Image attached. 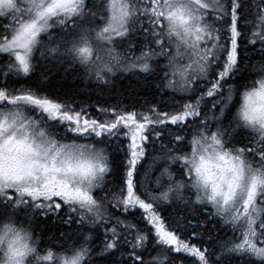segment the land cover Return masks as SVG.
Listing matches in <instances>:
<instances>
[{
  "label": "snow or ice",
  "instance_id": "6c2138e0",
  "mask_svg": "<svg viewBox=\"0 0 264 264\" xmlns=\"http://www.w3.org/2000/svg\"><path fill=\"white\" fill-rule=\"evenodd\" d=\"M0 264H264V0H0Z\"/></svg>",
  "mask_w": 264,
  "mask_h": 264
},
{
  "label": "trees",
  "instance_id": "16d2710c",
  "mask_svg": "<svg viewBox=\"0 0 264 264\" xmlns=\"http://www.w3.org/2000/svg\"><path fill=\"white\" fill-rule=\"evenodd\" d=\"M50 90L67 93L75 97L81 105H108L114 104L120 100L123 104L139 107L145 99H151L153 91L144 87L140 82L131 76L117 78L114 87L111 90L97 89L95 85L82 83L80 80H73L71 75L64 76L61 72H55L51 75L47 84ZM119 94V95H118ZM179 97H177L178 99ZM167 100V97H164ZM89 111L95 115L94 107ZM119 155V154H118ZM171 211V209H169ZM46 231L48 233L57 231L56 225L51 221L46 222ZM210 227V226H209ZM223 235V233H221Z\"/></svg>",
  "mask_w": 264,
  "mask_h": 264
},
{
  "label": "flooded vegetation",
  "instance_id": "af4514ba",
  "mask_svg": "<svg viewBox=\"0 0 264 264\" xmlns=\"http://www.w3.org/2000/svg\"><path fill=\"white\" fill-rule=\"evenodd\" d=\"M43 219V218H41ZM52 217L48 218V221H52ZM56 225V224H55ZM60 228L61 230H64V231H67L68 230V226H59V225H56V228Z\"/></svg>",
  "mask_w": 264,
  "mask_h": 264
}]
</instances>
